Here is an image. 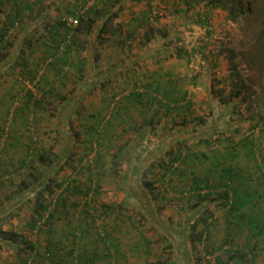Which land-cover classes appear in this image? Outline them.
<instances>
[{
	"label": "rangeland",
	"instance_id": "374dc122",
	"mask_svg": "<svg viewBox=\"0 0 264 264\" xmlns=\"http://www.w3.org/2000/svg\"><path fill=\"white\" fill-rule=\"evenodd\" d=\"M75 1L81 2V0H66L65 2L66 4H75ZM120 1L118 0V3ZM123 1L127 6L120 14L124 32L135 31L134 36L129 35L131 44L127 49L131 51L127 52L128 55L146 50V46H149L152 40L166 37L161 42L151 46L154 47L152 51H165L166 56L163 57V52L157 62L154 59L148 63L150 69L155 70L154 82L160 85L161 92H157L152 103L144 106L145 114L154 113L155 110L160 112L156 128L145 132V137L135 149L131 162L127 165L122 163L120 168L115 170L111 163L110 153L119 147L123 141L129 143L134 140L137 130L132 126L139 122L135 120L138 119L139 108L130 105L126 110L124 119L121 122L118 118L115 120V125L108 130L106 139H104V135L94 132L91 127L92 120H96L95 117L97 116H91L92 118L88 117L87 119L86 115L95 113V115H100L104 121V116L108 118L112 111L116 110L115 107L118 104L116 101H119V105L122 104V100L126 96L125 93L130 91V84L134 79L124 78L120 72L115 74L113 71L114 75L110 80L106 78L108 82L105 86L102 85L99 78L104 73L99 74V69L102 68L104 71V66L109 68L112 63L119 62L121 57L125 55L115 44L110 46L108 42H104L101 49L98 48L99 44H93L94 49L92 51L100 49L101 57L97 60L100 65L93 67L96 77L93 82L89 83L90 92L77 105V110L81 109L82 114L78 113L77 110L72 112L67 122L71 132H78L72 152L76 153L75 162L80 166L74 171L72 169L63 171L65 176H75L79 182L77 184L80 182L89 183V176L92 174L90 168L96 172L95 161L103 160L100 176L94 177L95 180L100 179L101 188L95 199L98 210L94 212L97 222L94 225L96 228L94 227L92 230L93 235L97 237L98 229L103 232L104 224L114 227L119 223L118 227L114 228L113 234L119 237L123 249L128 252V263L150 264L152 260L156 259V253L159 254L162 249L166 255H170V251L173 250L168 248L167 242L156 240L157 232L162 231L168 237V241L179 242L187 247L186 250L189 249V252L182 253V249L175 248L172 251L173 257L170 264H214L216 252H211V250L217 247V253L223 254L225 247L229 246L226 241L229 230L230 236H233L236 250L246 251L244 264H246V259L252 256L255 264H264V233L253 238L250 242L247 238L252 234L248 214L258 213L264 224V200H261L257 206H247V216L243 220L245 224L233 229L227 228L229 213L226 208L220 203L210 205L215 214V226L211 236L207 238L206 245L200 244V248L199 246L195 248V242L191 238L185 239L186 235L189 236L190 229L186 232L187 234L185 233V237L181 232L192 212L186 195L182 193V191H188L189 187V181L185 179V175L177 174L173 180L166 178L155 181L153 191L142 189L140 185L142 176L145 179L153 178L151 163L154 159L164 155L166 150L170 149V145L176 143L174 140L163 141L164 135L171 126L175 127L174 131L180 127L175 126L176 123L185 124L183 132H189L190 135L188 136L190 137H192L190 131L200 121L201 117L206 118V123L202 126L207 127L208 132L217 127L226 129L242 126V131L247 133L252 123L250 120L257 121L259 113L264 115V49L263 42L258 38L264 0H221L220 3L212 2V0ZM138 11L140 14L137 17L135 13ZM232 12L239 13L237 19L231 18ZM61 33L62 36L67 35L66 30ZM80 37L84 39L85 35L82 34ZM175 48L176 51L183 49L180 56L174 52ZM70 54L75 61H78L79 55L83 59L88 57V52L80 46H74ZM231 55L232 60H230ZM104 57L108 58L104 59ZM30 62V66L35 67L36 61L30 58ZM47 64V61H40L38 68L41 79L44 78V82H41L42 85L39 83V77L33 82L23 81V77H21L23 88L16 87L12 84L11 79L6 78L12 72L10 65L7 64L4 70L5 76L0 75V94L8 91L9 88L16 92L13 95V105L10 106L12 109L28 103L29 96L26 88L35 89V97H40L43 90L51 93L47 86L50 83L57 85L62 92L68 94L83 84V81L79 79L76 66L69 68L67 72L64 69V75L58 76L56 69H48ZM143 68L144 66H142ZM232 69H235L238 74H232ZM103 77L101 78L103 79ZM46 80L49 81L48 84ZM139 81H141L140 87L144 90L143 84L146 79L139 77ZM233 83H237L236 85L242 93L240 96L229 98V102H225L223 99H228ZM3 94L5 95V93ZM53 97L54 94L50 99L53 100ZM32 99L34 100V98ZM40 99L42 98L40 97ZM5 103L0 102V147L4 146L5 140L9 142L12 139L10 136L12 127H15L14 137H19V140L18 145H8L7 147L5 145L4 149L3 147L0 149V201L4 200L7 195L15 193L21 184L20 181L29 171V165L21 164L20 160L25 159L29 162L30 159L37 157V151L49 148L51 145L52 139L50 137H56L51 128H55L57 121L51 110L60 107L59 100L55 99L49 103V106H42L44 108H39L36 111L29 110L27 118L22 115L25 111H22L18 118L19 122L14 125L11 122L13 112H9L8 115L2 112ZM114 104L115 107H113ZM100 123L99 121L98 127H100ZM101 124L103 125V123ZM257 136L264 140V132ZM235 137L239 136L236 135ZM112 138L113 141H111ZM144 171L149 172L147 177L143 175ZM155 172L157 171L155 170ZM128 176L135 193H129V186L128 188L125 187ZM58 192L60 191L58 190ZM70 193L73 195L72 200L75 196L78 197V200L81 199V194L78 195L72 190ZM139 195H144V198L149 200L151 214L148 216L152 219L154 227L159 229L156 230L157 232L152 230L153 227L145 230V233L154 241L151 255L143 254L136 249L141 248V241L143 240L139 229H136L123 217L116 218V212H112L104 218L101 208L104 203H109L116 208L127 207L128 213L138 212L139 209L148 213L145 208L141 207ZM9 204H14V199H10L7 202V205ZM82 207L83 205H78L67 209L72 211L70 216L73 215L76 218L75 214L83 213ZM32 211L33 204L28 199H24L5 210L2 209L0 211V226L8 231L13 228L31 240L45 239L46 235L43 232L37 235L30 228L29 220ZM65 213L66 210L60 213L63 219ZM204 213L207 215L208 210ZM231 219L234 218L230 216ZM58 225L64 227L63 222H59ZM17 242L22 244V237ZM247 243L250 244V247L244 248ZM98 244L102 245V248L104 247L101 241ZM42 245L41 249L44 251L46 249L45 244L42 243ZM15 253L16 249H1L0 264H19ZM196 253H198L197 256ZM185 254H189L190 258H185ZM99 264H104L103 258Z\"/></svg>",
	"mask_w": 264,
	"mask_h": 264
},
{
	"label": "trees",
	"instance_id": "16d2710c",
	"mask_svg": "<svg viewBox=\"0 0 264 264\" xmlns=\"http://www.w3.org/2000/svg\"><path fill=\"white\" fill-rule=\"evenodd\" d=\"M65 1L61 0L60 5L57 4L56 9L52 11L47 9L48 3L45 0H0V75L5 76L4 70L9 64L12 72L6 78L11 79L12 84L16 87H24L21 77H23V81L30 82L39 77V83L42 85L41 82H44V78L41 79L38 68L40 61H47L48 69H56L58 76L64 75V69L67 72L69 68L76 66L79 79L83 81L82 86L80 85L78 89L68 94L62 92L57 85L48 84L49 81L46 80L51 93L43 90L40 94L42 99L35 97V89L26 88L29 96L28 103L15 109L10 106L13 105V95L16 92L9 88L8 91L3 92L5 95L0 94V102L2 104L6 102L2 107V112L5 115L13 112L11 122L14 125L19 122L20 112L25 111L22 115L27 118L29 110L36 111L46 105L49 106V103L55 99L60 102V107L51 110L57 118V121L56 119V122L54 121L56 129L51 128L56 137H50L51 145L49 148L37 151L36 158L30 159L29 162L25 159L20 160L21 164L29 165V171L20 181L21 184L15 193L7 195L4 200L0 201V211L15 206L24 199L31 201L33 211L29 220L30 228L37 235L43 232L46 237L45 239L31 240L13 228L8 231L0 226V250L16 249L15 254L19 264H99L102 258L104 264H129L128 252L123 249L119 237L113 234L114 228H117L119 223L114 227L104 224L103 232L98 229L97 237L92 233L97 222V217L94 216V212L98 210L95 199L101 188L100 179L95 180L94 177L100 176L103 160L95 161L96 172L90 168L92 174L89 176V183L80 182L77 184L79 182L75 176H65L63 171L67 169L74 171L80 166L75 162L76 153L72 152L78 132H71L67 122L72 112L77 110V105L90 92L89 83L93 82L96 77L93 72L95 60H93L92 52L99 53L103 43L108 42L110 46L112 44L118 46L121 52L128 56L127 52L131 51L127 49L131 44L129 37L134 36L135 31L124 32L120 14L127 6L123 0L119 3L118 0H91V3L89 0H81L80 3L75 1V4H66ZM212 2L220 3L221 0H212ZM3 15L5 17H2ZM70 15L77 19V23L67 24L66 20ZM238 15V12H232L231 18L237 19ZM64 30L67 31V35L62 36L61 32ZM82 34L85 35L84 39L80 37ZM162 36L164 35L162 34ZM163 38L166 37H160L159 40L156 39L157 41L152 40L150 46L161 42ZM258 38L263 42L264 49V7L261 10ZM93 44H99L98 48L100 49L92 51ZM73 45L84 48L88 52V57L83 59L79 55L78 61L73 60L70 54ZM181 51L183 49L176 51L175 48L174 50L177 52V56L181 55ZM163 52L166 56L165 51ZM163 52L156 51L153 54L162 56ZM230 57L232 60V55ZM30 58L36 61L35 67L30 66ZM232 74L238 73L232 69ZM99 82L105 86L108 81L106 78L100 77ZM139 84L141 85V81L138 79L135 86L133 85L126 93L122 104L119 105V101H116L118 104L116 107L115 104L113 106L116 110L112 111L108 118L104 116V121L100 115H95V113L86 115L87 119L97 116L95 118L98 121L94 119L91 122L94 132L104 135V139H106L108 130L115 125V120L118 118L121 122L130 105H139L144 108L148 103H152L158 91L161 92L160 85H154L153 81L146 80L143 84L144 90ZM236 84L233 83L228 99H223V101L229 102V98L241 95V89ZM34 88L36 87L34 86ZM53 94L54 97L51 100L50 97L52 98ZM2 95H4L3 98ZM77 112L82 114L81 109H78ZM159 112V110H155L152 115L148 116L144 113V109L141 110L143 115L141 123L136 122L132 126L137 130V136L129 143L123 141L110 153L111 163L115 170H118L122 163L127 165L131 162L135 149L145 137V132L156 128ZM258 116L257 121L250 120L252 123L247 133L242 131V126L226 129L217 127L208 132L207 127L202 126L206 123V118L201 117L190 131L192 132V137H190L188 136L189 132H183L185 124L176 123L175 126L180 127H176L177 129L174 131L175 127L171 126L163 137L164 142L174 140L176 143L171 144L170 149L166 150L164 155H160L151 163L153 178L140 177L141 188L153 191L155 181L166 178L173 180L177 174L185 175V179L189 181V187L188 191H182V193L186 195L192 212L181 232L185 237V233L190 229V237L186 235L185 239L191 238L195 242V248L197 246L200 248V244L206 245L207 238L211 236L215 226V214L210 205L220 203L226 208L229 213L227 228L233 229L245 224L243 220L247 216V206H257L261 200H264V140L257 136L264 132V115L259 113ZM99 121L103 123V125L99 124L100 127H98ZM14 128L10 129L12 139L9 142L5 140L4 146H1L0 149L2 147L4 149L5 145L6 147L18 145L19 137H14ZM236 135L239 137H235ZM155 152L157 153V151ZM148 174L147 171L143 173L145 177ZM130 182L129 177L125 187L129 186V193H135ZM73 183L75 184L73 185ZM71 190L78 195L81 194L82 202L78 200L77 196L73 200L71 199L73 197L70 193ZM10 199H14V204L7 205ZM139 200L141 207L145 208L148 213L142 209H139L138 212L128 213L127 207L116 208L109 203H104L101 208L104 218L112 212H116V218L123 217L136 229H139L143 240L141 248L136 249L143 254L151 255L154 241L145 233V230L153 227L152 230L155 232L159 229L154 227L152 219L148 216L151 214L149 200L144 198V195H139ZM78 205H83V213L75 214L76 218L73 215L70 216L72 211L67 208ZM64 210L66 213L63 219L60 213ZM206 210H208L207 215L204 213ZM230 216L234 219L230 220ZM248 221L252 230V234L247 237L250 242L253 238L264 233V224L263 219L256 212L248 214ZM59 222H63L64 227H59ZM157 235L156 240L167 242V246L171 250L179 247V250L182 249V253L189 252V249L186 250L187 247L179 242L168 241V237L162 231L157 232ZM21 237L22 244L17 242ZM98 240L104 244L103 248L98 244ZM226 241L229 247L223 250V254L217 253V247L211 250V252H216L214 264H244L246 252L242 249H235L234 239L233 236H230L229 230ZM42 243L45 244L44 251L41 249ZM247 245L250 247L249 243ZM172 251H170V255H166L162 249L159 254L156 253V259L152 260L150 264H170L173 257ZM197 255L198 253H196ZM187 257L190 258L189 254L185 256V258ZM186 261L188 262V260ZM249 261L251 264H255L253 258Z\"/></svg>",
	"mask_w": 264,
	"mask_h": 264
},
{
	"label": "crops",
	"instance_id": "0c3cea01",
	"mask_svg": "<svg viewBox=\"0 0 264 264\" xmlns=\"http://www.w3.org/2000/svg\"><path fill=\"white\" fill-rule=\"evenodd\" d=\"M45 1L48 3L47 9L52 10V11H54L56 9L57 4L60 5V2H61V0H45ZM135 14L138 17L140 12L138 11ZM146 48L147 49L144 50V51L140 50L138 53H133V54L128 55V56H122L119 62L112 63L111 66H109V68H106L104 66V71L102 70V68L99 69V72H100L99 74L104 73V74H101V77L104 76V79L105 78L110 79L114 75V72H115V74H119V72H120V74H122L124 76V78H128V79H131V80L134 79L132 81V83L130 84L131 87L129 86L130 88H132L133 84L135 85V82L138 81L139 77L140 78L143 77L146 80L151 81V82L153 81V83L155 85V82H154V80L156 78V74L154 72L155 70L154 69H150V65H148V63L152 62L154 59L157 62V60L160 58V56H158V55L154 56L155 54H153V53H156V52L152 51L154 49H152L150 44H149V46H146ZM92 53L94 55V52H92ZM99 53L96 52V55H94L95 58L93 57V60H95V62H94L95 64H93V66H95V67L97 65H100L99 63H97L98 58L101 57V54H99ZM97 55H99V56H97ZM163 57H165V56H163ZM105 58L107 59L108 57H104V59ZM142 66H144L143 69H142ZM132 106L133 107H137V109L139 108V114L137 115L138 119H135V120L140 122L142 120V118H143L141 110L144 109V108L143 107L142 108L139 107V105H132ZM152 114H153V112L152 113L151 112L147 113L148 116H150ZM228 247H225V248H228ZM245 247L249 248V246L248 245L246 246V244H245L244 248ZM235 249H236V246H235ZM219 250L221 251L222 249H219ZM251 258H253V256L246 259V264H249V263L251 264V261H249V259H251Z\"/></svg>",
	"mask_w": 264,
	"mask_h": 264
},
{
	"label": "built area",
	"instance_id": "2783aa9c",
	"mask_svg": "<svg viewBox=\"0 0 264 264\" xmlns=\"http://www.w3.org/2000/svg\"><path fill=\"white\" fill-rule=\"evenodd\" d=\"M92 1H89V3H91ZM67 24H72V23H77V19L74 18V16L70 15L67 17V20H66Z\"/></svg>",
	"mask_w": 264,
	"mask_h": 264
}]
</instances>
